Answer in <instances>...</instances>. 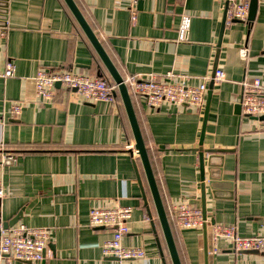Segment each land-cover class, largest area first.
<instances>
[{
  "label": "crops",
  "instance_id": "obj_1",
  "mask_svg": "<svg viewBox=\"0 0 264 264\" xmlns=\"http://www.w3.org/2000/svg\"><path fill=\"white\" fill-rule=\"evenodd\" d=\"M246 1L253 13L227 25V0H139L133 24L130 0H74L123 80L174 74L206 84L201 108L152 109L130 94L181 264H264L263 254L235 253L223 241L211 254L213 224L264 236V121L237 114L244 89L255 79L264 89V0ZM0 11V70L15 66L12 78H0V157L16 159L0 170V221L18 216L13 227L50 230L41 262L3 264H119L101 254L112 231L88 224L92 209L115 204L132 208L123 246L145 254L123 264H172L119 95L93 103L58 87L48 103L35 95L39 70L114 84L63 0H0ZM185 16L190 27L179 41ZM216 70L225 75L219 84L209 80ZM207 97L202 148L219 153L204 155L202 193L196 149ZM13 104L21 106L17 117ZM182 202L204 205L200 231L177 228L170 211Z\"/></svg>",
  "mask_w": 264,
  "mask_h": 264
},
{
  "label": "built area",
  "instance_id": "obj_2",
  "mask_svg": "<svg viewBox=\"0 0 264 264\" xmlns=\"http://www.w3.org/2000/svg\"><path fill=\"white\" fill-rule=\"evenodd\" d=\"M139 0H130L131 23L136 20V6ZM228 6L225 12V23L245 22L249 12V4L246 0L239 2L227 0ZM190 27L189 17H182L178 39L184 41ZM245 56V50H241ZM15 73L12 61H7L0 70V78L7 80ZM225 79L222 70H216L209 78L213 84H219ZM59 88L74 92L87 102H114L116 86L104 78L90 77L69 72H47L39 70L34 76L35 95L43 102L53 100L56 93V85ZM129 94L143 99L147 107L157 109L164 104L201 108L204 104L207 87L205 83L199 86H190L185 76L167 74L164 80L153 77L141 78L140 76L128 77L124 80ZM245 86V84H244ZM263 87L258 79H255L241 96L239 105L241 113L248 117H264ZM20 104H13L10 108L12 117L20 114ZM15 156L4 153L0 157V170L15 164ZM4 197V189L0 179V200ZM171 217L175 220L177 228L181 231H200L205 221L202 211L187 202L175 204L171 207ZM132 208L115 204L109 208H94L89 213V227L96 229H108L112 231L110 239L101 245V254L104 258H113L119 264L130 260L144 259L141 248L125 247L123 238L129 233L128 223L131 219ZM211 254L221 252L218 248L220 241L225 242L229 249L235 253L258 252L264 255V236L242 237L232 225L213 224L211 228ZM50 239V230L46 228H27L23 225L3 230L0 221V264L11 261L41 262Z\"/></svg>",
  "mask_w": 264,
  "mask_h": 264
},
{
  "label": "water",
  "instance_id": "obj_3",
  "mask_svg": "<svg viewBox=\"0 0 264 264\" xmlns=\"http://www.w3.org/2000/svg\"><path fill=\"white\" fill-rule=\"evenodd\" d=\"M63 2L66 5V7L68 8V10L70 11V13L72 14V16L75 19V21L77 22V24L79 25L80 29L84 33L85 37L89 41L90 45L92 46L93 50L95 51V53L98 56L99 60L101 61L102 65L104 66L105 70L107 71L109 77L111 78L114 85L116 86V93L119 95V97L121 99L123 108L125 110V114L127 116V119H128V122H129V125L131 128V132H132L133 139H134V150H135L137 156L139 157L140 162H141L142 167H143V170H144V174H145V177L147 180V184H148V187L150 190L152 201H153V204L155 207V211H156V214L158 217V221H159V224H160V227L162 230V234H163L164 241H165V244H166L169 256H170L171 263L172 264H181L180 259H179V255L177 252V248H176V245L174 242L173 234H172V231H171V228L169 225V221H168V218H167V215H166V212H165V209H164V206H163L160 194H159L157 183H156V180H155L152 168H151V164L149 161V157L147 154L145 143H144V140H143V137H142V134H141L138 122H137V118H136V115L134 112L131 97H130V94L128 92L126 85L124 84V80L121 77V75L119 74V72L117 71V69L115 68V66L113 65V63L111 62V60L109 59V57L107 56V54L105 53L101 43L99 42V39L97 38V36L93 33V31L91 30V28L87 24L86 20L84 19L83 15L81 14V12H80L78 6L76 5V3L74 2V0H63ZM227 6H228V3L226 2L225 12H226ZM253 8H254V4L251 3L250 8H249L250 13H253ZM0 13H4V12L0 11ZM56 87L59 88V84H57ZM208 106H209V97H207V100H206L205 115H204V122H203L204 124H203V128L201 131V138L199 141V147H198V149H196V152L198 153V156H199V164H200L199 171H200L202 193L204 192V186H205V183H204V181H205L204 155L206 153H211V154L219 153V152H217V150H203V148H202L204 127H205L206 119H207ZM239 113H240V106L238 105L237 106V114H239ZM250 118L255 119L253 117H250ZM255 120L264 121V117H260V118L255 119ZM213 180L218 181L219 175H215L214 178L209 176V182L213 181ZM209 185H212L211 182ZM215 185H217V183ZM202 197H203V194H202ZM201 211H202L203 220L206 221L204 205H202ZM17 217L14 218L12 221L3 224V230H7V229L13 227L18 222Z\"/></svg>",
  "mask_w": 264,
  "mask_h": 264
}]
</instances>
